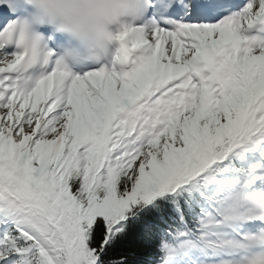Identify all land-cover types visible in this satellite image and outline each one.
Masks as SVG:
<instances>
[{"label": "snow or ice", "instance_id": "snow-or-ice-1", "mask_svg": "<svg viewBox=\"0 0 264 264\" xmlns=\"http://www.w3.org/2000/svg\"><path fill=\"white\" fill-rule=\"evenodd\" d=\"M24 12L0 0V264H264V0H144L70 74Z\"/></svg>", "mask_w": 264, "mask_h": 264}, {"label": "clouds", "instance_id": "clouds-1", "mask_svg": "<svg viewBox=\"0 0 264 264\" xmlns=\"http://www.w3.org/2000/svg\"><path fill=\"white\" fill-rule=\"evenodd\" d=\"M24 46L30 56L53 61L69 74L86 65L105 67L118 35L136 21L144 0H23ZM47 28L45 32L42 29ZM60 39L50 47L53 37Z\"/></svg>", "mask_w": 264, "mask_h": 264}, {"label": "trees", "instance_id": "trees-1", "mask_svg": "<svg viewBox=\"0 0 264 264\" xmlns=\"http://www.w3.org/2000/svg\"><path fill=\"white\" fill-rule=\"evenodd\" d=\"M145 255H147V253Z\"/></svg>", "mask_w": 264, "mask_h": 264}]
</instances>
